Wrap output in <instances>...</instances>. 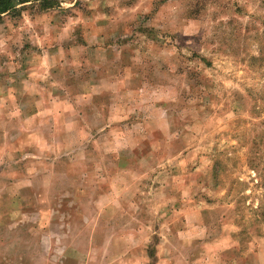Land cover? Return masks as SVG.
I'll use <instances>...</instances> for the list:
<instances>
[{"label": "rangeland", "instance_id": "rangeland-1", "mask_svg": "<svg viewBox=\"0 0 264 264\" xmlns=\"http://www.w3.org/2000/svg\"><path fill=\"white\" fill-rule=\"evenodd\" d=\"M59 1L0 22V264H264V0Z\"/></svg>", "mask_w": 264, "mask_h": 264}, {"label": "trees", "instance_id": "trees-1", "mask_svg": "<svg viewBox=\"0 0 264 264\" xmlns=\"http://www.w3.org/2000/svg\"><path fill=\"white\" fill-rule=\"evenodd\" d=\"M32 0H0V22L3 16L12 12H17L20 6L31 2ZM45 8L60 7L59 0H41Z\"/></svg>", "mask_w": 264, "mask_h": 264}]
</instances>
